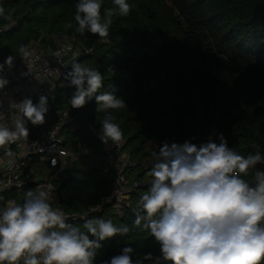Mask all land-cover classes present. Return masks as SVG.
<instances>
[{"label":"trees","instance_id":"obj_1","mask_svg":"<svg viewBox=\"0 0 264 264\" xmlns=\"http://www.w3.org/2000/svg\"><path fill=\"white\" fill-rule=\"evenodd\" d=\"M51 1L60 7L59 19L75 27L76 4L70 0H0V5L10 15V9L20 5L27 12L20 20L15 18L17 12L8 20L0 18V25L11 27L7 34L14 32L28 15L35 12L37 6ZM127 2L131 5V11L127 16H120L118 12L113 15L109 35L105 37L108 42L97 44L94 54L84 57L79 63L87 66L85 61L98 55L102 48L112 49L121 45L150 47L154 41L169 42L166 48L170 52L157 55L166 71L163 87L136 96L125 111L109 110L116 116L115 122L123 131L125 151L131 160L141 163L153 156L151 154L155 150L146 151L151 143H158L159 151L165 142L182 145L186 140L194 141L196 131L205 134L210 128L217 129L214 142L219 143L222 135L225 140L231 139L236 152L242 156L254 154L257 150L264 155V0ZM114 7L113 0H103L102 15ZM41 21L44 22L45 18H41ZM62 33L81 35L73 28ZM81 36L87 38V45L96 44L101 39L90 32ZM16 55L18 52L14 57ZM102 55L98 58L99 63ZM127 65L120 66L121 71L126 70ZM125 90H128L127 86ZM73 91L63 78L55 93L50 95L49 105L54 110H63L61 106L66 102V107L74 114L102 121L105 113L96 112L94 97L82 108L71 107ZM197 98L204 107L202 125L196 120L200 110L196 104ZM89 111H93L94 115H89ZM75 126L77 132L74 136L93 147L100 160V164L90 171L79 165L69 167L57 184L68 179L62 191L64 203L60 207L67 211L81 212L96 205L103 196L110 193L114 172L102 149V143L86 135L82 122H76ZM41 128L47 131L48 126ZM151 168H134L130 171V179L133 180L137 173V178L152 179L148 175ZM256 171H264V162L258 163L242 178L250 182ZM81 175L89 176V179L77 177ZM139 198L134 199L136 206ZM52 206L59 207L57 198ZM94 217L111 219L117 227L128 226L130 229L127 235L118 234L101 242L102 247L97 250L94 264H101L121 254L126 246L134 249L131 253L134 261L143 260L147 253H151L153 259L143 260V263L156 261V257L161 256L160 245L150 232L133 225L135 212L118 218L104 213L87 218ZM83 222L77 225L82 226Z\"/></svg>","mask_w":264,"mask_h":264},{"label":"clouds","instance_id":"obj_2","mask_svg":"<svg viewBox=\"0 0 264 264\" xmlns=\"http://www.w3.org/2000/svg\"><path fill=\"white\" fill-rule=\"evenodd\" d=\"M102 4L103 0H78L74 16L78 33L105 38L113 15L127 16L131 11L127 0H113L116 7L102 15ZM0 18H11L2 5ZM30 55L21 45L19 56L26 61ZM14 58L9 55L0 64V73L5 65L13 67ZM65 79L74 89L71 107L82 108L94 97L96 112L105 113L100 139L118 144L123 131L109 110L127 108L125 100L114 92L97 94L104 84L103 75L79 62L72 63ZM8 83L0 75V90ZM49 100V95H41L38 103L31 98L11 102L15 110L11 126L0 122V148L6 156L13 155L10 145L28 138L29 123H45ZM219 140L209 138L200 145L187 140L182 145L165 142L152 154L151 186L139 198L133 225L150 232L163 260L171 264H261L264 260V171H256L252 182L242 178L264 162V155L257 150L245 157L230 148L222 135ZM67 220L62 210L50 204L46 191H27L22 204L12 202L0 211V264H94L101 242L130 231L102 217L85 218L82 226ZM133 251L126 246L101 264H143L153 259L147 253L143 260L134 261Z\"/></svg>","mask_w":264,"mask_h":264},{"label":"built area","instance_id":"obj_3","mask_svg":"<svg viewBox=\"0 0 264 264\" xmlns=\"http://www.w3.org/2000/svg\"><path fill=\"white\" fill-rule=\"evenodd\" d=\"M10 29V26L0 25V36L7 34ZM51 41H54L55 50L50 46ZM86 42L87 38L79 34L62 33L56 37H49L46 41L40 40L30 44L27 47L31 53L30 57L26 61L20 57L19 65L13 64L11 69L5 65L6 74L0 75H3L9 83L0 90V114L3 116L0 122L11 126L12 112L15 111L10 108L11 102H20L24 98L32 97L39 100L41 95H53L59 82L70 71L72 63L93 55L97 44L107 43L108 40L101 38L96 44L91 45H87ZM4 61L0 60V64ZM79 121L84 124L86 135L102 143V149L114 172V181L110 193L103 196L96 205L81 212L67 211L60 205L58 209L66 214L67 222L71 224L79 223L90 215L104 213L123 217L135 212L138 206L135 205L134 199L142 195V190L147 191L151 186V178H137V173L131 180L130 171L138 166L149 170L155 163L154 157L149 156L141 163L133 162L129 153L125 151L124 138L118 144H113L111 141L102 142L99 131L100 120L76 115L67 107L63 110H54L50 105L45 123L39 127L48 126L47 131L29 123L28 138L9 146L13 153L11 157L6 156L5 149L0 148V211L12 202L22 204L25 193L29 190L46 191L52 205L56 198L58 199L57 184L69 167L79 165L90 171L100 164L96 150L74 136L77 132L75 124ZM36 130L35 139H32V133ZM216 136V128H210L205 134L196 131L194 141L190 142L200 145L206 143L209 138L214 141ZM44 170H49V174L43 176ZM252 181L253 179L250 180ZM143 264H171V262L163 260L160 256L159 261ZM261 264H264V260Z\"/></svg>","mask_w":264,"mask_h":264},{"label":"rangeland","instance_id":"obj_4","mask_svg":"<svg viewBox=\"0 0 264 264\" xmlns=\"http://www.w3.org/2000/svg\"><path fill=\"white\" fill-rule=\"evenodd\" d=\"M70 2L76 4L78 0H70ZM59 8L55 1L40 4L33 14L24 19L18 30L0 36V58L5 60L9 55L14 56L15 53H19L21 45L28 47L32 43L45 40L48 36L56 37L59 33L67 32L72 28L76 31L77 25L69 27L59 19ZM10 11L11 15L15 12L18 13L15 16L17 20L27 14L23 5L10 9ZM41 18H45V21L42 22ZM168 43V41H154L150 47L121 45L112 49L102 48L98 55L88 58L84 64L99 70L104 77L103 87L98 90V94L114 92L117 98H123L126 105H128L138 95H143L152 89H161L166 71L161 66V61L157 58V55L170 52L166 48ZM101 55V63H99L98 58ZM123 65H127V68L121 71L120 66ZM126 86L128 90H125ZM196 104L200 109L196 120L198 124L202 125L204 123L202 116L204 107L198 98ZM66 106L68 105L64 102L61 108H66ZM125 110L126 108L117 111ZM88 114L94 115L93 111H89ZM226 141L230 148L237 150L232 145L230 138H226ZM158 146V143H151L146 151L151 149L158 152ZM49 172V170H44L42 175L46 176ZM245 176L247 175H242V177ZM77 177L82 180L89 179V176L81 175ZM74 225L78 226L77 223Z\"/></svg>","mask_w":264,"mask_h":264},{"label":"water","instance_id":"obj_5","mask_svg":"<svg viewBox=\"0 0 264 264\" xmlns=\"http://www.w3.org/2000/svg\"><path fill=\"white\" fill-rule=\"evenodd\" d=\"M50 46H51L54 50L56 49V48H55L54 41H51V42H50ZM19 59H20V56H19V53H18V55H16L15 58H14L13 64H14V65H19ZM0 74L5 75V74H6V71L4 70L3 73H0ZM31 99H32L33 103H38V100H37L36 97H32ZM36 133H37V130L34 131V132L32 133V136H31L32 139H35V135H36ZM67 183H68V179L66 178V179H64V180L62 181V183H61L60 185H58V187H57V189H56V194H57L58 202H59V205H60V206L64 203V199H63L62 191H63V188L67 185Z\"/></svg>","mask_w":264,"mask_h":264}]
</instances>
